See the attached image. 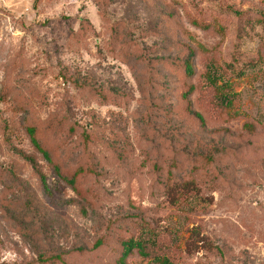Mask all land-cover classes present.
Segmentation results:
<instances>
[{
  "label": "rangeland",
  "instance_id": "1",
  "mask_svg": "<svg viewBox=\"0 0 264 264\" xmlns=\"http://www.w3.org/2000/svg\"><path fill=\"white\" fill-rule=\"evenodd\" d=\"M151 231L264 264V0H0V264H118Z\"/></svg>",
  "mask_w": 264,
  "mask_h": 264
},
{
  "label": "trees",
  "instance_id": "2",
  "mask_svg": "<svg viewBox=\"0 0 264 264\" xmlns=\"http://www.w3.org/2000/svg\"><path fill=\"white\" fill-rule=\"evenodd\" d=\"M182 65L183 73L187 76H191L193 71L191 61L189 62V60H185ZM202 79L203 86L206 85L205 88L207 90L215 89V84L211 76L206 78L203 76ZM70 130H73V128ZM29 133L31 135L33 134L31 141H35V147L40 152L41 157L46 163L50 164L51 154L53 151L44 148L46 146L44 144L45 141L40 137H36L35 127H33ZM58 135L59 134H57V136ZM180 155H182V152H172V156L168 162V169L173 170L175 172V176H172L171 179L169 178V185L167 186V189L171 190L173 188L181 187V189L192 192L196 184L191 180L184 178L183 171L177 162V158ZM183 156L187 155L183 154ZM148 234L149 236L145 240L130 237L127 241L123 242L120 252L121 261L118 264H127L126 260L133 257L137 259L135 264H178L180 250L176 246L174 238H172L169 234L164 235L159 232L156 233L155 231L148 232ZM98 245L99 244L96 243L94 247H98ZM78 252L83 253L86 252V250L80 249Z\"/></svg>",
  "mask_w": 264,
  "mask_h": 264
}]
</instances>
